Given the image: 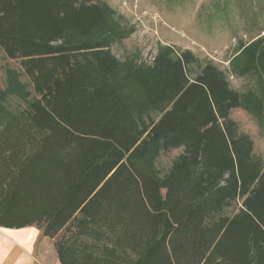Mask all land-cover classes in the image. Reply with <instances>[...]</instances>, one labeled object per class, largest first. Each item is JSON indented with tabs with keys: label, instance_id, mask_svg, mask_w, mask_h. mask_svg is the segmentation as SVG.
I'll use <instances>...</instances> for the list:
<instances>
[{
	"label": "trees",
	"instance_id": "obj_1",
	"mask_svg": "<svg viewBox=\"0 0 264 264\" xmlns=\"http://www.w3.org/2000/svg\"><path fill=\"white\" fill-rule=\"evenodd\" d=\"M112 14L0 0V48L30 82L13 109L22 73L0 91V226L37 227L61 264H264V162L231 117L240 94L212 63L193 76L191 51L142 63L125 91L103 41L63 40Z\"/></svg>",
	"mask_w": 264,
	"mask_h": 264
},
{
	"label": "rangeland",
	"instance_id": "obj_2",
	"mask_svg": "<svg viewBox=\"0 0 264 264\" xmlns=\"http://www.w3.org/2000/svg\"><path fill=\"white\" fill-rule=\"evenodd\" d=\"M100 1L107 2L113 14L92 36L71 32L64 41H103L121 62L116 83L133 94L137 90L130 78L133 70L161 53L176 57L191 51L193 76L207 63L218 66L241 97V106L233 109L231 117L251 136L255 153L264 162V0ZM10 69L22 73L24 85L16 93L7 89V104L13 109L23 103L20 95L29 91L30 82L19 62L7 58L0 48L1 92L9 88ZM180 152L182 148L161 153L157 166L162 173ZM69 231L64 229L59 238L69 236Z\"/></svg>",
	"mask_w": 264,
	"mask_h": 264
},
{
	"label": "crops",
	"instance_id": "obj_3",
	"mask_svg": "<svg viewBox=\"0 0 264 264\" xmlns=\"http://www.w3.org/2000/svg\"><path fill=\"white\" fill-rule=\"evenodd\" d=\"M0 264H61L54 240L35 226H0Z\"/></svg>",
	"mask_w": 264,
	"mask_h": 264
}]
</instances>
